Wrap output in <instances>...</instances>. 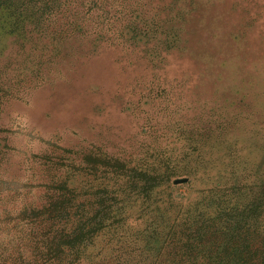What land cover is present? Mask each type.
Returning a JSON list of instances; mask_svg holds the SVG:
<instances>
[{"label":"trees","instance_id":"obj_1","mask_svg":"<svg viewBox=\"0 0 264 264\" xmlns=\"http://www.w3.org/2000/svg\"><path fill=\"white\" fill-rule=\"evenodd\" d=\"M194 4L0 0V41L12 37L25 52L44 38L57 50L66 45L76 61L83 48L136 46L161 71L180 47L181 29L169 25L184 21ZM41 64L47 61L0 65V264H264L258 111L204 101L191 116L184 81L162 74L150 82V105L133 111L140 130L128 146H68L3 123L8 104L27 103L44 86ZM16 133L24 140L18 146Z\"/></svg>","mask_w":264,"mask_h":264},{"label":"rangeland","instance_id":"obj_2","mask_svg":"<svg viewBox=\"0 0 264 264\" xmlns=\"http://www.w3.org/2000/svg\"><path fill=\"white\" fill-rule=\"evenodd\" d=\"M194 1L184 21L169 25L181 29L180 47L170 53L161 71L154 70L136 46L83 48L76 61L66 45L57 50L44 38H35L25 52L14 38L1 39L0 49L5 50L0 65L13 61L14 68H24L47 61L40 65L46 69L44 86L27 103L8 104L3 123L14 132L34 130L46 138L62 137L73 147L99 141L111 148L128 146L140 130L133 111L141 102L150 105L155 95L150 82L158 84L163 74L168 82L184 81L182 102L192 106L191 112L195 109L191 116L202 111L204 101L231 110L249 103L264 125V0ZM122 49H130L128 56ZM42 53L46 57L41 58ZM120 56L128 70H123ZM135 77H141L140 84ZM19 135L14 137L17 146L24 143ZM39 144L31 146L38 149Z\"/></svg>","mask_w":264,"mask_h":264}]
</instances>
